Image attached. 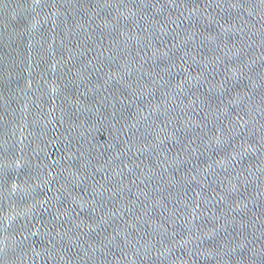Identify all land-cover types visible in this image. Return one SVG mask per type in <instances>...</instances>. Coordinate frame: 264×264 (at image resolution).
I'll return each mask as SVG.
<instances>
[{"label":"water","instance_id":"95a60500","mask_svg":"<svg viewBox=\"0 0 264 264\" xmlns=\"http://www.w3.org/2000/svg\"><path fill=\"white\" fill-rule=\"evenodd\" d=\"M0 264H264V0H0Z\"/></svg>","mask_w":264,"mask_h":264}]
</instances>
